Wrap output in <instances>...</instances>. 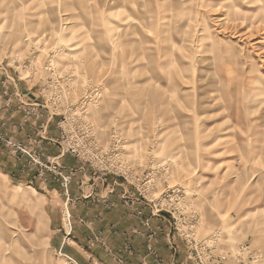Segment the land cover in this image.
<instances>
[{
    "label": "rangeland",
    "instance_id": "374dc122",
    "mask_svg": "<svg viewBox=\"0 0 264 264\" xmlns=\"http://www.w3.org/2000/svg\"><path fill=\"white\" fill-rule=\"evenodd\" d=\"M263 54L264 0H0L3 72L36 89L58 148L62 135L87 140L65 241L121 203L135 234L165 219L191 264H264ZM13 217L0 209V264L28 258Z\"/></svg>",
    "mask_w": 264,
    "mask_h": 264
},
{
    "label": "crops",
    "instance_id": "0c3cea01",
    "mask_svg": "<svg viewBox=\"0 0 264 264\" xmlns=\"http://www.w3.org/2000/svg\"><path fill=\"white\" fill-rule=\"evenodd\" d=\"M130 12L132 16L148 17L146 11ZM128 28L132 29L128 26L126 33ZM2 67L0 63V209L12 211V224L24 229L28 239L22 240L29 242L25 263L21 260L17 263L16 259L14 264H50L52 259L57 261L56 258L65 264H191L182 240L167 234L165 219H152L153 226L160 227V232L154 236L135 234L143 229L121 203L110 210L108 220L96 216L88 225L94 227L91 233L84 236L76 233L71 243L65 241L62 212L66 203L73 202L78 195L76 182L89 169L72 156L63 155L54 143L60 137L57 120L45 112L40 118L37 116L41 111L37 109L36 89L31 90L29 84L15 81ZM10 114L15 119L12 120ZM22 114L31 116L21 118ZM262 139L260 145H264L261 144L264 133ZM36 161L46 164L58 161L63 175L72 178L68 189L62 186L61 178L36 165ZM256 192L264 193V186ZM37 195L41 198L37 199ZM135 208L144 210L145 217L149 218V211L143 206ZM104 220L109 230L102 231ZM0 225H4L3 220ZM10 236L13 242L19 243V239H15L17 233ZM4 237V232H0L3 252ZM0 258L5 261L1 251ZM38 258H45L48 263L37 262Z\"/></svg>",
    "mask_w": 264,
    "mask_h": 264
},
{
    "label": "built area",
    "instance_id": "2783aa9c",
    "mask_svg": "<svg viewBox=\"0 0 264 264\" xmlns=\"http://www.w3.org/2000/svg\"><path fill=\"white\" fill-rule=\"evenodd\" d=\"M84 135V134H83ZM81 135V137H85V138H89V135ZM68 136H64L62 135V139L64 141L63 144H60V149L63 155H70L73 158L79 160L81 163H84L83 159L85 157V154L82 152V145L83 143H85L87 140H84V138L79 139L77 138H73L70 141H65V138ZM61 140H59V142L57 144L60 143ZM84 146V145H83ZM52 167L54 168L55 171H57L58 168V164H52ZM57 175H59L62 179V186L64 187V189H68L69 185H70V181H71V177H62V174H60L59 172H56ZM70 217L68 216L67 219H69ZM148 225V224H147ZM65 231H66V236L69 237L71 232H72V224L71 222H68L67 224H65ZM193 253H191V257H194L192 255Z\"/></svg>",
    "mask_w": 264,
    "mask_h": 264
},
{
    "label": "bare ground",
    "instance_id": "6f19581e",
    "mask_svg": "<svg viewBox=\"0 0 264 264\" xmlns=\"http://www.w3.org/2000/svg\"><path fill=\"white\" fill-rule=\"evenodd\" d=\"M132 38V37H131ZM261 41V40H260ZM253 46V45H252ZM264 55V54H263ZM184 79V78H183ZM263 87V86H262ZM101 89V88H100ZM97 90V89H96ZM257 97H259V96H257ZM96 99V98H95ZM180 192V191H179Z\"/></svg>",
    "mask_w": 264,
    "mask_h": 264
}]
</instances>
